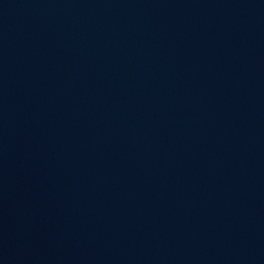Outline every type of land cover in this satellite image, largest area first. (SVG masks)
Returning a JSON list of instances; mask_svg holds the SVG:
<instances>
[{"label": "water", "instance_id": "water-1", "mask_svg": "<svg viewBox=\"0 0 264 264\" xmlns=\"http://www.w3.org/2000/svg\"><path fill=\"white\" fill-rule=\"evenodd\" d=\"M198 0H0V40L144 8Z\"/></svg>", "mask_w": 264, "mask_h": 264}]
</instances>
